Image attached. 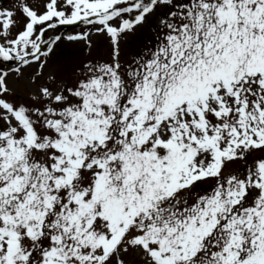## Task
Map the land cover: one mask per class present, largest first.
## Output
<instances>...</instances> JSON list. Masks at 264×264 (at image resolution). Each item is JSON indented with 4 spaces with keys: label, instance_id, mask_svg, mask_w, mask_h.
Wrapping results in <instances>:
<instances>
[{
    "label": "snow or ice",
    "instance_id": "6c2138e0",
    "mask_svg": "<svg viewBox=\"0 0 264 264\" xmlns=\"http://www.w3.org/2000/svg\"><path fill=\"white\" fill-rule=\"evenodd\" d=\"M0 264H264V0L0 5Z\"/></svg>",
    "mask_w": 264,
    "mask_h": 264
},
{
    "label": "rangeland",
    "instance_id": "374dc122",
    "mask_svg": "<svg viewBox=\"0 0 264 264\" xmlns=\"http://www.w3.org/2000/svg\"><path fill=\"white\" fill-rule=\"evenodd\" d=\"M13 3V0H0V5L8 7ZM148 29H139L134 35H129L126 40L121 41L122 60H127L131 54L136 53L143 46L146 40H141V36H149ZM110 45L106 37L102 35H94L92 37V47L87 49L83 42L70 43L63 42L57 46L53 52L47 66L44 70V77L41 78L43 83L44 78L49 75H55L58 80L66 81L75 79L74 69L84 61L109 59ZM35 71V67L29 68L25 72V76L19 81L14 78L10 80L9 86L13 89L14 94L19 95L22 99L27 98V93L32 89L29 84L28 76Z\"/></svg>",
    "mask_w": 264,
    "mask_h": 264
},
{
    "label": "trees",
    "instance_id": "16d2710c",
    "mask_svg": "<svg viewBox=\"0 0 264 264\" xmlns=\"http://www.w3.org/2000/svg\"><path fill=\"white\" fill-rule=\"evenodd\" d=\"M150 36H151V33H150L149 36H141V40H140V41H142V40H147Z\"/></svg>",
    "mask_w": 264,
    "mask_h": 264
},
{
    "label": "water",
    "instance_id": "95a60500",
    "mask_svg": "<svg viewBox=\"0 0 264 264\" xmlns=\"http://www.w3.org/2000/svg\"><path fill=\"white\" fill-rule=\"evenodd\" d=\"M65 31H67L66 29H61V33L63 34Z\"/></svg>",
    "mask_w": 264,
    "mask_h": 264
}]
</instances>
